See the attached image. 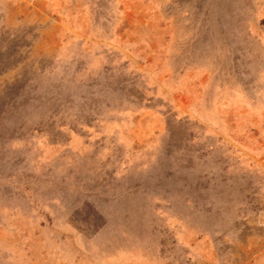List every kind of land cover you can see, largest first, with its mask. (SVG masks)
Here are the masks:
<instances>
[{
    "label": "rangeland",
    "instance_id": "1",
    "mask_svg": "<svg viewBox=\"0 0 264 264\" xmlns=\"http://www.w3.org/2000/svg\"><path fill=\"white\" fill-rule=\"evenodd\" d=\"M0 264H264V0H0Z\"/></svg>",
    "mask_w": 264,
    "mask_h": 264
},
{
    "label": "built area",
    "instance_id": "2",
    "mask_svg": "<svg viewBox=\"0 0 264 264\" xmlns=\"http://www.w3.org/2000/svg\"><path fill=\"white\" fill-rule=\"evenodd\" d=\"M32 1H37V0H32Z\"/></svg>",
    "mask_w": 264,
    "mask_h": 264
}]
</instances>
